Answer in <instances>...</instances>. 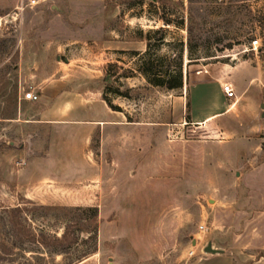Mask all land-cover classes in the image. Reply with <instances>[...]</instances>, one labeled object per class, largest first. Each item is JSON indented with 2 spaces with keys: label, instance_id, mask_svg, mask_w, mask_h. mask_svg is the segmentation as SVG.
<instances>
[{
  "label": "rangeland",
  "instance_id": "374dc122",
  "mask_svg": "<svg viewBox=\"0 0 264 264\" xmlns=\"http://www.w3.org/2000/svg\"><path fill=\"white\" fill-rule=\"evenodd\" d=\"M127 2L0 0V264H264V0Z\"/></svg>",
  "mask_w": 264,
  "mask_h": 264
},
{
  "label": "crops",
  "instance_id": "0c3cea01",
  "mask_svg": "<svg viewBox=\"0 0 264 264\" xmlns=\"http://www.w3.org/2000/svg\"><path fill=\"white\" fill-rule=\"evenodd\" d=\"M233 69L234 70H232V72L227 75L226 78L232 83L233 87L238 84L240 79H246V88L248 89L253 80V76L255 75L253 68H250L248 65L243 66L237 64L233 66ZM226 99H221L217 104L215 111L209 115H206L202 121L207 123L209 120L227 117L232 105L227 103ZM199 123L201 122L199 121ZM216 249L217 250L214 252L206 251L203 254H200L197 258L193 259L190 264H234L232 256L226 250L218 248Z\"/></svg>",
  "mask_w": 264,
  "mask_h": 264
},
{
  "label": "trees",
  "instance_id": "16d2710c",
  "mask_svg": "<svg viewBox=\"0 0 264 264\" xmlns=\"http://www.w3.org/2000/svg\"><path fill=\"white\" fill-rule=\"evenodd\" d=\"M106 2H113V1H116V0H105ZM125 1H128L127 2V5L129 6V7H132L133 5H135V4H137V3H140L141 2V0H125ZM163 20L164 21H166L167 23L169 22L166 18H163ZM155 83L156 84H166L165 82H161V81H155ZM168 87H174L176 84H173V83H169V84H166ZM105 100H106V102H107V104L112 108V109H114V110H121L119 107H117V106H114L113 104H111V102L106 98V97H103ZM127 120H131V118H130V116H128L127 115ZM92 210V216H91V218L92 219H96L97 218V212L95 211V210H93V209H91ZM65 233H63V235L61 236V237H59V236H53V240H55V241H57V242H63V240H64V238H65V236L66 235H64ZM66 247H68L69 245L68 244H66L65 245ZM65 246L62 244H60V246H53L54 248H53V251H55L56 253H63L65 250H64V248H65ZM64 264H69V261H67V262H63Z\"/></svg>",
  "mask_w": 264,
  "mask_h": 264
},
{
  "label": "built area",
  "instance_id": "2783aa9c",
  "mask_svg": "<svg viewBox=\"0 0 264 264\" xmlns=\"http://www.w3.org/2000/svg\"><path fill=\"white\" fill-rule=\"evenodd\" d=\"M29 1H30V3H36L37 0H29ZM257 43H258L257 37L251 40V44L253 47H256ZM205 71H206V69H205ZM221 88H222L226 98L228 100H230L232 103L236 99V92L234 90L232 83L230 81H223L221 83ZM23 96H24V98H27V99H35V98H37V93L31 89H28L24 92ZM200 228H204V224H200ZM190 252L193 253V250H191Z\"/></svg>",
  "mask_w": 264,
  "mask_h": 264
},
{
  "label": "water",
  "instance_id": "95a60500",
  "mask_svg": "<svg viewBox=\"0 0 264 264\" xmlns=\"http://www.w3.org/2000/svg\"><path fill=\"white\" fill-rule=\"evenodd\" d=\"M204 249H205L206 251H213V252L217 250L216 248H213V247L210 245V243L207 244V245L204 247Z\"/></svg>",
  "mask_w": 264,
  "mask_h": 264
}]
</instances>
